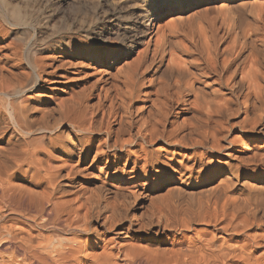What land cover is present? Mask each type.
<instances>
[{"label": "bare ground", "instance_id": "1", "mask_svg": "<svg viewBox=\"0 0 264 264\" xmlns=\"http://www.w3.org/2000/svg\"><path fill=\"white\" fill-rule=\"evenodd\" d=\"M55 1L77 38L24 65L6 26L38 39L53 16L0 0V264H264V1Z\"/></svg>", "mask_w": 264, "mask_h": 264}, {"label": "rangeland", "instance_id": "2", "mask_svg": "<svg viewBox=\"0 0 264 264\" xmlns=\"http://www.w3.org/2000/svg\"><path fill=\"white\" fill-rule=\"evenodd\" d=\"M46 1H47V3H46ZM46 1L45 0H39L38 6L40 5V7H41L40 9L43 10V11H41V10L40 11L43 12V13H41V14L37 13V14L40 15V17H43V15L44 16L45 15L46 16L47 15L48 16L52 15L53 17H52V20L49 21L50 24L48 22V24H46V26L41 31L43 37L41 36L38 39H35L33 37V35H32V33H33L32 30L33 29L31 28L30 25H28L27 27H26V25L25 26L24 25H18L17 27H8V26H6L7 29H8V32H7L8 33L7 34V41L16 48V50L18 51V53H20L19 56H20V59H21L22 64H24V65H27V63L29 62V60L33 59L34 57H39V58L40 57L41 58L43 57L44 58V56H47L48 53L43 50L44 49L43 47H45V45H47V41H49L50 39H57V37H64V38H67V39L68 38L69 39H75V38H77L76 37L77 35H75L74 33H71L70 31H68L65 28V24L66 23L67 24H70L72 22V19H73L72 16L69 15V12L66 11L67 8L66 7H62V8H60L58 10L59 7H58V4H57V1H55V0H53V1L52 0H46ZM76 1L75 0H71V5H74V4L76 6H79L80 5L81 8L89 7V5H86V4L89 3V0H86V1L85 0H82V1L78 0L77 2ZM93 1H95V0H93ZM181 1H182L183 9H187V5L189 3H191V2H193L192 0H181ZM257 1L263 2L264 0H257ZM49 2L50 3L52 2V4H50ZM133 2H135V1H130V3H128V5L130 4L129 6H131V4H133ZM83 3L84 4L86 3L85 4L86 7H83V6H85ZM210 3L211 2L201 3V1H200L199 4L193 5V6L190 7V9H192L190 13L191 14H194V15H197V16H200V18H202V19L212 18V17H214L216 15V9H217L216 7L220 6L221 4L219 2H217L216 4H210ZM43 4H44V7H43ZM51 5L53 7H50ZM156 5L157 4L155 2H152L151 5H150V7H153V6H156ZM47 8H48V12H47ZM52 8H54V9H52ZM3 12H5V10H3V7L0 4V17H2V18H0V22L3 20V18L6 20V16L4 15L5 13L3 14ZM52 12L55 13V14L53 15ZM49 13H51V14H49ZM57 13H59V14H57ZM182 13H183V11H182ZM182 13H179V14H181V15H187L186 13L185 14H182ZM65 15H66V17H64ZM126 17H128V15ZM64 18H66V19H64ZM54 19H56V20L54 21ZM145 20L146 21H144V26H145V24L151 25V18L150 17L146 18ZM4 21H2L1 23H4ZM168 21H169L168 18L162 20L160 22V26L163 25L165 27V25H167ZM127 23H128V20L127 21L126 20H122V21L120 20V22L117 23L118 27L119 28L121 27L120 28L121 32H123L125 30L124 28L126 26H128ZM117 25H116V28H117ZM28 27H30V29ZM53 32L56 33L57 35L54 34ZM70 37H72V38H70ZM40 38H41V40H39ZM44 39H45V41H44ZM146 40H147V36H144V38H143L142 41H146ZM94 43H95L94 44L95 46L96 45H99L98 42H94ZM140 49H142V47L136 48L132 52V55L128 58V63L132 62L136 58V56L138 54V51ZM77 61L78 62L81 61V58L78 59ZM117 68H118V66L117 67L114 66V67L111 68V67L108 66V64L105 65V66H103L102 65V62L101 63H98L96 65H93L92 68H89L88 69V72L90 71L89 74H91V76L93 77L92 80H91V82L94 79H98V78L102 77L106 72L107 73H110L112 76H114L116 74V71H117L116 69ZM232 136H235V135L233 134ZM211 187H212V185H210V186H201L200 188H201V190L203 192H201V190L199 188H197L196 190L195 189H188V190L194 191L196 193L195 194V198L196 199H203V196H207L208 195L207 189H209ZM142 189H143V193L145 192V196L143 195L142 197L138 198L137 205H139V206L146 207V204L145 203H146V201H149V202H151L152 205H154L156 207V206H158L157 205L158 201L160 199L165 198L167 196L165 190H160L159 191V190H157L155 188L148 189V188H144V187ZM110 200L112 201V199H110ZM209 231H210L209 228H206L205 226H195L194 227V230H192L191 232H182L181 234L180 233H177V234L175 233L174 234V237H172V238L176 242H190V239H191V242H192V241H195V238L194 237H195V234L197 232L198 233L199 232L200 233H203V232L204 233H209ZM108 237L111 238L112 236H108ZM116 242H117V240H116ZM116 242H114V243H116ZM125 243H127V244H130L131 243L132 244L133 242L130 240V241H125ZM161 249H163L162 252L163 253H166L167 255H169L170 254V251L173 250L172 247L169 244H167V243L164 244V245H161Z\"/></svg>", "mask_w": 264, "mask_h": 264}]
</instances>
